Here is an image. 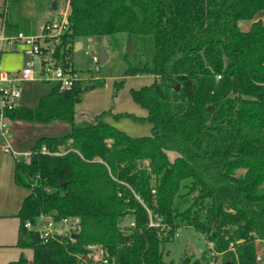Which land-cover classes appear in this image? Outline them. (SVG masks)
I'll use <instances>...</instances> for the list:
<instances>
[{
	"label": "trees",
	"instance_id": "1",
	"mask_svg": "<svg viewBox=\"0 0 264 264\" xmlns=\"http://www.w3.org/2000/svg\"><path fill=\"white\" fill-rule=\"evenodd\" d=\"M31 1L38 0H9V33L36 32ZM64 1L69 31L59 52L71 62L85 39L126 34L138 45L139 65L130 62L114 83V96L127 77L154 76L151 85L131 90L148 116H114L150 123L151 135L133 137L109 124L104 119L112 109L78 121L76 104L104 79L64 91L54 84L37 106L9 112L10 121L70 124L67 134L39 137L29 159L15 164V184L30 190L19 212L18 246L33 250L32 264H80L78 256H87L91 245L108 251V264H173L162 244L192 227L212 243L213 264H258L257 241H264V21L257 16L264 0ZM241 21H252L249 31L240 29ZM41 214L78 218L75 242H45L25 227ZM130 215L132 225L122 226ZM8 264L30 263L21 256Z\"/></svg>",
	"mask_w": 264,
	"mask_h": 264
},
{
	"label": "rangeland",
	"instance_id": "2",
	"mask_svg": "<svg viewBox=\"0 0 264 264\" xmlns=\"http://www.w3.org/2000/svg\"><path fill=\"white\" fill-rule=\"evenodd\" d=\"M50 0H38L31 1L29 5V13L36 19V24L40 25L45 20L52 17L49 13H55L59 8L65 5L64 0H58L57 8H52ZM264 16V12L261 13ZM78 43H83V46L79 50H75L73 55V65L84 75L98 76V79H104L105 83L103 86L96 89V91L84 98L81 108L77 111L78 121L83 120L91 121L94 117L100 114L103 110H108L116 104L118 98V104L126 107L127 101L129 102L130 94L129 89H138L141 86H146L155 81L149 79L143 83L135 80L134 77L125 80L124 87L119 93L114 96L115 81L121 79L124 76V72L129 68L131 62L132 65H139V58L136 56V49L138 45L131 43L126 34H118L111 37H105L101 40L108 56L109 60L105 64L100 63V72L95 71V66L88 64L89 57L85 54V50H90L92 54H96L98 51V40L85 39ZM84 48V50H83ZM126 54H129L128 60L125 58ZM27 57L21 55H13L9 58V62L3 67L7 70H15L21 68ZM53 83H42V82H31L24 86L22 102L24 105L35 107L39 102V98L48 93L52 88ZM93 97H98L100 102L104 103L102 106L92 105ZM92 107H97L98 111L93 112ZM84 113V114H83ZM84 116V117H83ZM106 122L112 120L109 115L104 119ZM13 124L21 125L22 133L21 138L24 140L23 146L29 150L33 147L35 141L33 138H39L42 136L58 137L67 134L70 131V124L64 121H55L48 124L43 123H30L21 121H9L8 125L11 129ZM118 127L133 137H142L151 135L149 127L152 126L150 123L137 125L131 118L121 119L118 123ZM150 125V126H149ZM137 127V129H136ZM135 128V129H134ZM11 133L8 135V139H11ZM170 158L173 160L176 156L175 153H169ZM133 223V217L128 216L123 222L122 226H130ZM213 247L212 243H209L201 232L197 231L192 227H182L179 229L178 234L174 240L165 242L162 244V250L164 252V258L167 262L173 264H181V260L186 257L189 258V264H195L198 261L199 264H213L212 255L209 250ZM257 253H258V264H264V241H257ZM221 256V255H220ZM220 264V261L217 262Z\"/></svg>",
	"mask_w": 264,
	"mask_h": 264
},
{
	"label": "built area",
	"instance_id": "3",
	"mask_svg": "<svg viewBox=\"0 0 264 264\" xmlns=\"http://www.w3.org/2000/svg\"><path fill=\"white\" fill-rule=\"evenodd\" d=\"M9 0H0V134L4 138L5 150L11 151L8 141L10 127L7 114L20 108L23 104V88L31 82L53 83L61 91L72 89L83 81L98 79V76L84 75L77 70L71 57H63L59 52L63 36L69 31V3L58 9L54 19L45 21L35 33H9L7 16ZM84 50V48H83ZM95 71L100 72L98 52L92 54L85 50ZM9 55L27 57L25 64L15 70L3 67L4 58ZM30 153L26 154L27 160ZM25 227L37 232L47 242L49 239L65 237L75 242V235L80 232L78 218H65L57 221L52 215L41 214L33 224L28 222ZM87 256H78L80 264H108V251L96 245L88 247Z\"/></svg>",
	"mask_w": 264,
	"mask_h": 264
},
{
	"label": "crops",
	"instance_id": "4",
	"mask_svg": "<svg viewBox=\"0 0 264 264\" xmlns=\"http://www.w3.org/2000/svg\"><path fill=\"white\" fill-rule=\"evenodd\" d=\"M261 13L258 14L257 19L264 21V16H261ZM49 15H51L52 17H50L49 19L45 21L54 19L57 15V11L55 13L51 12L49 13ZM40 25H37L36 31ZM251 26H252V21H241L239 23L240 29L244 32L249 31ZM91 40L94 41V39H91ZM82 46H83V43H82ZM82 46H80L77 43L75 50L76 51L79 50ZM11 56L13 55H9L6 58H4L3 65L9 62V58ZM132 77H134L135 80H139L138 82L143 83L145 81H148L149 79L153 80L154 76H151V75L129 76L127 77V80ZM104 83H105V80H104ZM132 89H129L130 99H129V102L127 101L126 107L119 105L118 104L119 100L117 98L116 104H114V106L110 108L113 111V115L112 114L109 115L112 120H108L107 122L117 127L118 129L120 128L118 127L117 123L121 119H124V118L117 119L114 116L115 114L129 113L137 117H147L148 116V111L133 101V98L131 95ZM91 91L94 92L96 91V89H94V91L93 90ZM92 92H89V91L86 92L82 96L81 101L78 104H76L75 106L76 114H77L78 109L81 108L84 98L87 96L90 97V94ZM92 99H93L92 105H95L97 107L104 105V103L100 102L98 97H93ZM97 107L95 108L92 107L91 108L92 111L93 112L98 111L97 109H100V108H97ZM125 118H128V117H125ZM136 124L142 125V123H139V122H136ZM145 124H148V123H145ZM21 128H22L21 125H16V124H13V126L11 127L10 133L12 137L11 139H8L11 145V151L5 150L6 142L4 138L2 137V135L0 134V264H8L12 261H16L21 256H24L29 261L30 264L33 263V250L23 249L18 246L19 233H20L19 212L21 210L23 201L30 194V190L16 185L14 181L16 162L19 159L27 160L26 154L30 153V150L23 146L24 140L20 137L22 133ZM151 129H152V126L149 127L150 131ZM37 139L38 138H33V141L36 142Z\"/></svg>",
	"mask_w": 264,
	"mask_h": 264
},
{
	"label": "water",
	"instance_id": "5",
	"mask_svg": "<svg viewBox=\"0 0 264 264\" xmlns=\"http://www.w3.org/2000/svg\"><path fill=\"white\" fill-rule=\"evenodd\" d=\"M52 8L54 10H56L57 8V2L56 1H53L52 3ZM80 46H82V43H78ZM98 56L100 58V63L101 64H105L108 60H109V56L103 46V44L101 43V41H99L98 43ZM90 63V60L88 61V64ZM225 264H230L229 262L225 263Z\"/></svg>",
	"mask_w": 264,
	"mask_h": 264
}]
</instances>
